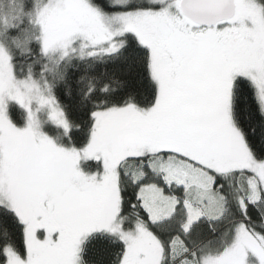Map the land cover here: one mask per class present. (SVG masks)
<instances>
[{"label":"snow or ice","instance_id":"1","mask_svg":"<svg viewBox=\"0 0 264 264\" xmlns=\"http://www.w3.org/2000/svg\"><path fill=\"white\" fill-rule=\"evenodd\" d=\"M0 264H264V0H0Z\"/></svg>","mask_w":264,"mask_h":264}]
</instances>
